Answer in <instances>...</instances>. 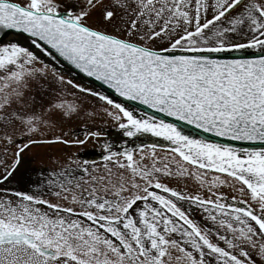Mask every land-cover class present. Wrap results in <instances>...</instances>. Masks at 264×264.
<instances>
[{
  "label": "snow or ice",
  "instance_id": "1",
  "mask_svg": "<svg viewBox=\"0 0 264 264\" xmlns=\"http://www.w3.org/2000/svg\"><path fill=\"white\" fill-rule=\"evenodd\" d=\"M0 30L12 37L0 38V143L15 147L0 160V264H264V0H0ZM62 62L153 114L65 81ZM50 75L114 108L123 137L167 141L172 159L104 142L102 167L69 156L42 189L9 187L30 147L103 135L50 134L81 113L37 104L33 83ZM191 178L207 196L166 182Z\"/></svg>",
  "mask_w": 264,
  "mask_h": 264
},
{
  "label": "rangeland",
  "instance_id": "2",
  "mask_svg": "<svg viewBox=\"0 0 264 264\" xmlns=\"http://www.w3.org/2000/svg\"><path fill=\"white\" fill-rule=\"evenodd\" d=\"M59 72L64 76L65 81L71 79L73 83H78L86 88H90L80 81L66 75L65 73L61 71ZM30 95L36 98L37 104L44 102L45 106L50 100H56L57 97H59L66 99L71 103L77 104L80 107L81 113L79 116L59 123L57 127L51 130L50 134H66L65 138L71 139L72 136L70 137L69 131L72 129H78L87 125L88 127H91L90 130L96 128L95 130L102 131L115 126L113 119L109 117L105 111V109H107L115 112L116 110L114 108H112L110 105H107L103 101H99L96 97L89 96L87 93H80L77 89H73L71 85H61L59 81L51 75L48 79H43L39 83H33ZM88 113H92V115H88ZM18 135L19 133H16V136ZM3 148L4 145L0 143V160L6 159L9 163H11L13 159L12 153L15 151V147L12 146L9 148L7 156H5ZM62 149L63 146L61 148L60 144L34 145L27 149L21 154V162L14 173L13 183L9 185V187L22 191H35L45 187L46 181L50 178V173L53 171H60L62 165L66 162V156ZM165 156H168L169 160L172 159L170 153L157 152L158 158H163ZM103 164L104 161L96 163V165H99L100 167H102ZM92 166V164H89L90 168ZM212 176L213 174L209 173L206 179L210 181ZM166 182L170 183V186L178 187L183 191L190 193L199 192L202 195H208L207 187L201 189L194 178L187 180L182 179L179 182L176 180ZM219 191L225 193L228 197H239L238 193L233 192L228 187H222L219 189ZM184 208L187 210L188 206L184 205ZM191 214L192 218L198 223H202L203 216L206 215L198 209H193ZM210 225L211 222L209 221L205 226ZM256 259L257 264H260L259 259Z\"/></svg>",
  "mask_w": 264,
  "mask_h": 264
},
{
  "label": "water",
  "instance_id": "3",
  "mask_svg": "<svg viewBox=\"0 0 264 264\" xmlns=\"http://www.w3.org/2000/svg\"><path fill=\"white\" fill-rule=\"evenodd\" d=\"M0 38H2V41L4 42L7 39L12 38L9 35H5V30H0ZM233 56H240L241 53H233L231 54ZM47 59V58H46ZM55 67L57 68L58 71H61L65 73L66 75L74 78L75 80L80 81L84 85L90 87L94 91H98L101 93H104L109 96V98L113 99L114 102L122 103L128 108L135 109V115L137 117L143 116L144 113L148 114H153L151 110L146 109L142 105H138L136 102L132 101H125L123 98L115 95L111 90L107 89L106 86L101 85L99 82L92 80L91 78H86L82 74H80L77 70H75L71 65H68L66 62L62 63H56ZM159 118L170 120V118L163 117L161 114L156 113ZM175 122V121H172ZM178 124V127L182 128L185 132L191 133L193 136L197 138H205L211 141L215 142H220V143H229L233 144L234 146H238L239 142H231V141H225L221 138H216L211 136L210 134H206L203 132H200L198 130H195L191 128L190 126L184 125L179 122H175ZM101 130V129H100ZM93 131H98V130H93ZM103 134V137L101 138V141L97 145H90L89 147H85V149H81L76 151L74 154H72V157L76 160H78L80 163H83V160L87 159L90 161L89 164H92L94 161L95 163L98 162H103L102 160V144L104 142H108L109 144L113 145V150H122V148L126 145L129 148L137 149L139 151V147H143L144 151L150 150L147 146L150 144H157V149L159 151H166L165 148H161L160 145L167 146V141L162 140V138H157L153 137L150 133H141L138 134L136 137L132 138H127L123 137L122 132L118 128V124H115V126H112L111 128H108L107 130H102L99 131ZM80 139L83 138L82 133L80 136H77ZM75 137V138H77ZM245 146H250V147H262V145L256 144V145H245ZM63 153L67 157L66 153L68 152L64 147H63ZM232 197L227 196V201L228 203H231Z\"/></svg>",
  "mask_w": 264,
  "mask_h": 264
},
{
  "label": "bare ground",
  "instance_id": "4",
  "mask_svg": "<svg viewBox=\"0 0 264 264\" xmlns=\"http://www.w3.org/2000/svg\"><path fill=\"white\" fill-rule=\"evenodd\" d=\"M11 39V38H10ZM9 39H7V40H5L4 42L6 43L7 41H8ZM46 59V58H45ZM81 134H79V133H75L74 134V137H77V136H80Z\"/></svg>",
  "mask_w": 264,
  "mask_h": 264
},
{
  "label": "flooded vegetation",
  "instance_id": "5",
  "mask_svg": "<svg viewBox=\"0 0 264 264\" xmlns=\"http://www.w3.org/2000/svg\"><path fill=\"white\" fill-rule=\"evenodd\" d=\"M101 137H103V135H102ZM100 140H101V139H100ZM100 140H99V141H100ZM99 141H98V142H99Z\"/></svg>",
  "mask_w": 264,
  "mask_h": 264
}]
</instances>
